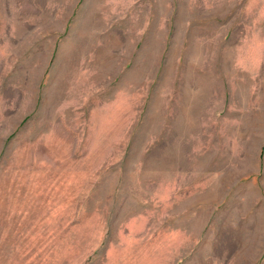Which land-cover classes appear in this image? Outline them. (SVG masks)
Here are the masks:
<instances>
[{
	"label": "rangeland",
	"instance_id": "1",
	"mask_svg": "<svg viewBox=\"0 0 264 264\" xmlns=\"http://www.w3.org/2000/svg\"><path fill=\"white\" fill-rule=\"evenodd\" d=\"M0 264H264V0H0Z\"/></svg>",
	"mask_w": 264,
	"mask_h": 264
}]
</instances>
